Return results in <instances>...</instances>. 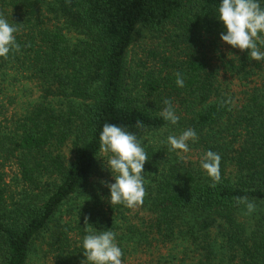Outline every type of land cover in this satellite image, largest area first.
Here are the masks:
<instances>
[{
  "label": "trees",
  "instance_id": "16d2710c",
  "mask_svg": "<svg viewBox=\"0 0 264 264\" xmlns=\"http://www.w3.org/2000/svg\"><path fill=\"white\" fill-rule=\"evenodd\" d=\"M217 3L0 0L21 46L0 58V264H30L41 245V264H84L88 227L117 234L122 264H264V61L220 41ZM140 28L168 43L150 48L153 62L133 59ZM17 76L33 95L8 114ZM165 98L175 126L159 116ZM104 123L134 132L149 156L134 208L111 206L100 183L113 182L99 157ZM171 128L197 132L186 159L149 143ZM209 149L221 157L215 187L198 164Z\"/></svg>",
  "mask_w": 264,
  "mask_h": 264
},
{
  "label": "clouds",
  "instance_id": "9594fccd",
  "mask_svg": "<svg viewBox=\"0 0 264 264\" xmlns=\"http://www.w3.org/2000/svg\"><path fill=\"white\" fill-rule=\"evenodd\" d=\"M215 18L222 23L224 31L220 33V41L232 48L248 50V56L255 61H264V0H218L214 9ZM16 23H9L0 15V58H7L10 53L20 52L17 43ZM175 85L184 87V79L177 72ZM165 107L159 116L169 125H177V115L169 99L163 100ZM138 129L144 127L141 120L136 121ZM198 135L195 129L186 128L178 135L169 134L161 141L169 152H175L181 159L189 153V144L195 143ZM99 157L105 161L113 182L100 183L108 189V202L111 206L123 205L134 208L141 205L146 195L143 166L149 156L145 151L142 138L134 132L117 124L104 123L98 134ZM220 154L206 150L199 158V168L212 181L215 187L221 180ZM238 204H244L247 214L256 210V205L247 197H237ZM116 233L109 229L97 231L92 227L85 230L80 240V248L85 257L84 264H122L123 252L116 241Z\"/></svg>",
  "mask_w": 264,
  "mask_h": 264
},
{
  "label": "rangeland",
  "instance_id": "374dc122",
  "mask_svg": "<svg viewBox=\"0 0 264 264\" xmlns=\"http://www.w3.org/2000/svg\"><path fill=\"white\" fill-rule=\"evenodd\" d=\"M167 42L164 39H155L154 36L149 33L145 28H140V30L137 32V35L135 37V41L133 42V45L131 46L132 48V56L133 59L141 58L144 61H147L148 63L153 62V56L150 54V48L152 49H160V46L166 47ZM156 61V59H154ZM135 61V60H134ZM135 63V62H134ZM133 63V64H134ZM18 79L13 82L10 80L7 85V92H6V97L4 95L3 102L8 108V114L12 113L13 108L19 107L23 105L28 99H31L33 95L30 93L28 90V84H25L23 79L19 76H17ZM25 89V90H24ZM36 96V95H34ZM2 118L0 117V120ZM174 129H168V130H163V131H156L153 132V135H147V138L149 139V143H154L158 142L160 140H164L167 135L173 134ZM191 154V153H189ZM100 161L104 167L106 168L105 161L103 160L102 157H100ZM2 168V167H1ZM3 171L5 172V180L8 182L10 179V176L14 174L15 168L13 164L6 165L3 168ZM44 245H41L38 247L37 251L35 252V255L32 257V261L30 264H41L42 261H40V256H48L49 255H44ZM50 264V263H47Z\"/></svg>",
  "mask_w": 264,
  "mask_h": 264
}]
</instances>
